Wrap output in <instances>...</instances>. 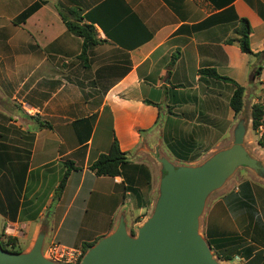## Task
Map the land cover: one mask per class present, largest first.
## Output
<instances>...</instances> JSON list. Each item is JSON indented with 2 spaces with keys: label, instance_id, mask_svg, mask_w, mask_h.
Wrapping results in <instances>:
<instances>
[{
  "label": "crops",
  "instance_id": "obj_1",
  "mask_svg": "<svg viewBox=\"0 0 264 264\" xmlns=\"http://www.w3.org/2000/svg\"><path fill=\"white\" fill-rule=\"evenodd\" d=\"M59 9L94 26L101 43L87 63ZM240 19L264 51V0H0V235L10 228L27 253L41 234L80 248L122 219L137 230L157 200L153 153L193 165L235 130V86L202 70L264 105V55L227 42ZM114 139L128 163L98 177L90 166ZM67 162L76 170L56 198ZM251 177L224 188L205 221L213 247L243 264L264 253V182Z\"/></svg>",
  "mask_w": 264,
  "mask_h": 264
},
{
  "label": "water",
  "instance_id": "obj_2",
  "mask_svg": "<svg viewBox=\"0 0 264 264\" xmlns=\"http://www.w3.org/2000/svg\"><path fill=\"white\" fill-rule=\"evenodd\" d=\"M248 122L241 119L234 130L233 145L200 166H176L153 153L160 166L159 198L154 213L133 235L124 220L116 231L99 240L80 264H221L200 234V217L208 197L220 190L242 167L264 178V164L245 149ZM41 234L27 253L0 247V264H57L44 257Z\"/></svg>",
  "mask_w": 264,
  "mask_h": 264
},
{
  "label": "trees",
  "instance_id": "obj_3",
  "mask_svg": "<svg viewBox=\"0 0 264 264\" xmlns=\"http://www.w3.org/2000/svg\"><path fill=\"white\" fill-rule=\"evenodd\" d=\"M59 13L65 22L68 30L78 36L79 38L83 39V47L82 53L79 57L85 63L88 62V52L89 49L93 46L100 44V40L98 39L97 32L92 25H85L81 24L82 18L73 10H69V14L75 15L74 20H69L66 17V14L59 9ZM26 16V15H25ZM250 35H251V27L246 19H240L238 22V26L234 29V37L227 41L229 44H237L244 54L254 55L256 57H260L264 55V51L260 53H254L251 49L250 45ZM260 69L257 71L256 74H259ZM200 74L204 77L216 79L218 81L228 82L235 86V91L230 100V107L234 111L236 116H239L243 109H244V96H245V89L240 86L239 84L235 83L234 81L230 80L229 78L222 77L217 74L215 70H202ZM264 121V105L263 104H256L252 107V128L254 131H258L260 126L263 125ZM51 128L50 126H48ZM264 134L262 139L258 142L261 147L264 148ZM128 163V156L126 153H123L120 150L119 143L116 139L113 140L111 147L106 154H102L91 166L90 169L96 174L98 177H118L121 174L122 167ZM67 170L59 184V187L56 191V198H59L60 195L63 193L65 185L67 183L68 177L71 171L76 170L75 166L71 162L66 163ZM133 235L135 234L134 231L131 232ZM208 242L213 250L217 253L220 257L223 253L216 250L211 240L208 239ZM96 243L87 244L83 247L84 253H86L90 248H92ZM0 247L9 252L13 253H21L18 250V241L16 238L7 237L4 234L0 235ZM247 253V252H246ZM245 253V254H246ZM231 255V254H230ZM251 254H246L248 257ZM222 257V256H221ZM234 257L231 255L225 256L226 261H233ZM251 264H264V253L259 252L256 254V259Z\"/></svg>",
  "mask_w": 264,
  "mask_h": 264
},
{
  "label": "rangeland",
  "instance_id": "obj_4",
  "mask_svg": "<svg viewBox=\"0 0 264 264\" xmlns=\"http://www.w3.org/2000/svg\"><path fill=\"white\" fill-rule=\"evenodd\" d=\"M246 119L248 122V132L245 138V149L249 152V155L252 158L257 159L261 164H264V153H257L256 152V148H257V142L260 141L262 139V134L258 131H254L252 128V107H251V102L249 103V101H246V104L244 105V109L242 111V113L239 116H236V126L237 127L239 121L241 119ZM263 125H264V121H263ZM233 134H230L229 138L226 140V142L221 145L220 147H218L216 150L211 151L208 155L204 156L203 158H201L197 163L193 164V165H188V166H200L202 164H204L206 161H208L211 157H213L214 155H216L217 153L224 151L226 149H229L232 147L233 145ZM249 176V178H253L254 180H256L257 182H264V178H261V176H259L254 170H251L249 168L246 167H242L239 168L227 181V183L218 191H215L214 193H212L207 201H206V205L204 208V211L200 217V234L205 238V240L208 242V238L206 237V216L207 213L212 205V202L214 201V199L221 193L222 190H224V188H226L228 185L232 184L233 182L235 183L236 181H240L239 177L241 176ZM160 181H161V175H160V179H159V188H160ZM262 184V183H261ZM159 188H158V194H157V200L159 198ZM156 200V202H157ZM259 202V201H258ZM156 205V204H155ZM155 207L153 208L152 212L149 214L148 218L151 217L154 213ZM262 216L264 217V207H262ZM10 231H12L10 229ZM136 235L137 234V230L134 231ZM209 243V242H208ZM45 247V245H44ZM84 247V246H83ZM83 247H80L81 249H83ZM212 248V247H211ZM84 251V250H83ZM89 251V250H88ZM87 251V252H88ZM86 252V253H87ZM212 253L214 255V257L221 263V264H243L242 262H240L239 260H236L235 256L237 255V251H233V252H228V253H223L220 257L217 255V253L215 252V250L212 249ZM234 257L233 261H226L223 260L225 259V256L231 255Z\"/></svg>",
  "mask_w": 264,
  "mask_h": 264
},
{
  "label": "built area",
  "instance_id": "obj_5",
  "mask_svg": "<svg viewBox=\"0 0 264 264\" xmlns=\"http://www.w3.org/2000/svg\"><path fill=\"white\" fill-rule=\"evenodd\" d=\"M259 132H264V125L260 126ZM11 234L10 228H6L5 235L9 237ZM43 254L45 258L57 264H80L86 253L81 248H69L60 243L51 242L45 245Z\"/></svg>",
  "mask_w": 264,
  "mask_h": 264
}]
</instances>
